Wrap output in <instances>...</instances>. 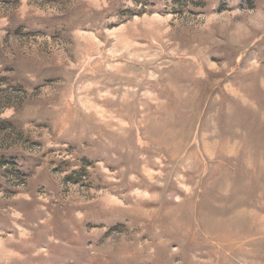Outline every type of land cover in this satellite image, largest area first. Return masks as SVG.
I'll return each instance as SVG.
<instances>
[{"label":"rangeland","instance_id":"374dc122","mask_svg":"<svg viewBox=\"0 0 264 264\" xmlns=\"http://www.w3.org/2000/svg\"><path fill=\"white\" fill-rule=\"evenodd\" d=\"M0 264H264V0H0Z\"/></svg>","mask_w":264,"mask_h":264}]
</instances>
